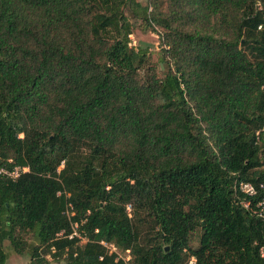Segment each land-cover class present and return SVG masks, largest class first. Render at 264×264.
I'll list each match as a JSON object with an SVG mask.
<instances>
[{
  "label": "trees",
  "instance_id": "1",
  "mask_svg": "<svg viewBox=\"0 0 264 264\" xmlns=\"http://www.w3.org/2000/svg\"><path fill=\"white\" fill-rule=\"evenodd\" d=\"M263 87L264 0H0V264H264Z\"/></svg>",
  "mask_w": 264,
  "mask_h": 264
},
{
  "label": "rangeland",
  "instance_id": "2",
  "mask_svg": "<svg viewBox=\"0 0 264 264\" xmlns=\"http://www.w3.org/2000/svg\"><path fill=\"white\" fill-rule=\"evenodd\" d=\"M139 2H145L146 0H138ZM134 24L132 34L129 36L130 47L139 48L148 47V50L151 54L152 62H154L157 66L159 65L162 69H164L163 65L159 63V38L156 33L151 31H144L139 21H135L131 19ZM128 212H130V207H127ZM22 239V242L25 244L26 252L23 255L16 254L10 244L5 242L4 244V252L7 255L6 264H31L30 258L28 255V248L32 245H36V240L31 233L19 234L18 236ZM197 236L193 237L192 244L196 245ZM121 258H127V253H122L117 251ZM48 264H65L64 258H53L48 257Z\"/></svg>",
  "mask_w": 264,
  "mask_h": 264
},
{
  "label": "built area",
  "instance_id": "3",
  "mask_svg": "<svg viewBox=\"0 0 264 264\" xmlns=\"http://www.w3.org/2000/svg\"><path fill=\"white\" fill-rule=\"evenodd\" d=\"M262 89L264 94V87ZM262 130H264V126L262 127ZM25 172H27V168L14 167L11 171L6 170L5 168H0V176H4L11 180H15L22 173ZM238 190L241 194L245 195V199L241 201V206L245 210L254 213L257 217L264 219V196L258 198L259 194L264 192V183H260L257 186H255L254 184L249 182H240L238 184ZM253 199H256L255 203H253ZM73 235H77L76 232L70 235L69 239H71ZM82 241L83 242L86 241L85 237H83ZM101 244L103 246H106L104 242H101ZM110 252H117V251L115 250V248L111 246ZM126 253L128 254V251ZM259 254L264 261V245L260 248ZM128 259L129 257H127L125 260ZM186 264H196L195 258H190Z\"/></svg>",
  "mask_w": 264,
  "mask_h": 264
}]
</instances>
